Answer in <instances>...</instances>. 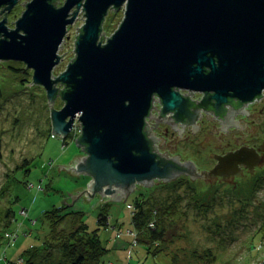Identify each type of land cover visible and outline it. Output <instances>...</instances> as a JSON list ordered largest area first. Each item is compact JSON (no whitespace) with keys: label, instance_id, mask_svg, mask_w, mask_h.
Returning a JSON list of instances; mask_svg holds the SVG:
<instances>
[{"label":"water","instance_id":"1","mask_svg":"<svg viewBox=\"0 0 264 264\" xmlns=\"http://www.w3.org/2000/svg\"><path fill=\"white\" fill-rule=\"evenodd\" d=\"M17 2L0 0V8L10 11ZM57 2L28 1L14 28L6 26L5 14L0 60L32 69L29 84L46 91L52 135L65 138L76 117L81 124L75 143L85 154L58 164L89 177L85 187L74 190L78 193L67 192L69 205L97 193L103 201L125 200L137 182L168 180L144 132L154 94L163 113L179 114L188 101L179 90L210 91L218 106L228 97L251 101L264 89V0ZM123 5L118 28L104 42L106 15ZM81 7L84 23L77 28L75 58L52 77L67 26ZM58 94L64 105L55 109ZM212 172L221 174L220 167Z\"/></svg>","mask_w":264,"mask_h":264},{"label":"rangeland","instance_id":"2","mask_svg":"<svg viewBox=\"0 0 264 264\" xmlns=\"http://www.w3.org/2000/svg\"><path fill=\"white\" fill-rule=\"evenodd\" d=\"M28 1L21 0L23 11ZM63 2L58 0L56 4L60 6ZM114 11L116 15L110 25L104 24L103 40L118 28L124 5ZM112 12H108L106 21ZM19 13L16 6L6 15L8 28H14ZM4 16L1 14L0 20ZM83 23L81 7L74 22L67 26L57 52L60 60L52 69V77L63 72L75 58V40L80 31L77 28ZM25 66L21 61L0 60V235L3 236L5 229L3 213L10 202L15 221L8 230H16L18 234L11 245L0 238V264L18 262L27 249L41 244L48 232L44 212L61 206L67 209L57 211L56 216L81 211V219L93 230L97 228V214L105 204H108V225L101 227L98 235L107 248L103 260L109 264H259L264 259V170L256 183L239 178L230 183L211 180L209 184L196 178L187 181L182 176L176 183L167 185L137 182L125 200L103 201L97 193L88 201L82 196L69 205L72 197L67 192L78 193L74 190L85 187L89 177L74 175L58 164L68 165L75 155L85 154L75 143L81 133V124L76 117L68 137L62 139L52 135L46 91L40 85L29 84L32 69ZM57 87L62 89L63 85L58 83ZM63 105L58 94L52 108L60 109ZM24 158H33L26 177L22 170L16 171ZM194 159L200 160L196 154ZM25 183L31 185L28 187ZM138 196L141 203L152 204L151 208L157 212L153 213L156 227H165L163 239L151 242L156 249L154 254L146 252L144 241L136 243V238L133 239L137 232L133 231L131 214L133 201ZM176 197V211L160 220L158 210H162L164 200L167 205ZM173 205L174 202L169 204V211L175 210ZM21 209L28 212L26 219L20 214ZM74 220V214H68L60 226L68 227V223L71 226ZM153 224L151 221L149 226ZM132 239L135 243L130 246ZM130 249L131 258L128 256Z\"/></svg>","mask_w":264,"mask_h":264},{"label":"flooded vegetation","instance_id":"3","mask_svg":"<svg viewBox=\"0 0 264 264\" xmlns=\"http://www.w3.org/2000/svg\"><path fill=\"white\" fill-rule=\"evenodd\" d=\"M20 5L18 0L10 11L2 6L0 15L12 13L17 6V19L24 8ZM179 91L188 99L183 112L163 113L161 100L154 94L145 118L144 132L151 151L166 167L168 178L155 179V185L174 184L182 176L209 184L211 180L230 183L239 178L256 183L264 170V89L251 101L228 97L218 106H214L210 91ZM195 154L200 160L194 159ZM217 167L221 174L212 172Z\"/></svg>","mask_w":264,"mask_h":264},{"label":"trees","instance_id":"4","mask_svg":"<svg viewBox=\"0 0 264 264\" xmlns=\"http://www.w3.org/2000/svg\"><path fill=\"white\" fill-rule=\"evenodd\" d=\"M112 11L113 12L110 13V16L107 18V21L105 17L103 28L105 23H108L107 26H109L110 22L114 19L116 13L114 10ZM32 161L33 158H24L21 164L17 166L19 168L16 171L22 170L24 176L26 177L27 173L30 171ZM25 184L28 187L31 185V183ZM177 197H180V195H177ZM177 197L175 198V201L172 199L167 205H165L166 201L164 200L160 207L162 210H158L160 220H162L163 216L166 214L176 211V207L178 206ZM142 202L147 203V201L143 199ZM172 202H174L172 207L175 208V210L169 211L168 207ZM11 204L12 203L10 202V206H8L3 213V220L5 219V229L2 230L3 236L0 235V238H3L6 242H8V239L5 236V232L7 233V231H11L8 230V228L15 219V212L12 209ZM106 205L108 204H105V206L101 208L100 212H98L96 219L97 228L93 230H90L87 224L81 219V211L68 213L69 215L74 214L75 219L71 222V226H69V223L66 224L68 227L60 226L63 223V219L68 216L67 213H63L59 216L55 215L57 211H65L67 209L66 207H53L50 211L44 212L43 216L47 218L48 221L47 234L39 246L30 247L24 252V259L22 256H20L22 258H18L24 260L23 264H108V261L103 260V256L107 252V248L102 245L98 235V230L101 227H106L108 225V210ZM133 206L134 208L132 209L131 220L135 229L133 231L137 232L133 236V239L136 238V243L141 242V240L144 241L147 245L146 252L154 254L156 249L152 248L151 242L163 239L162 237L165 227L161 226L160 229L156 227V219L153 218V213L157 212L151 208L152 204L145 206L141 203L140 196L134 199ZM151 221H153L154 224L149 226ZM133 239L130 246H133L135 243ZM11 244L12 242L9 243V245ZM3 253L5 254V252ZM128 256H130V258L132 257V249L129 250ZM5 257L7 256L5 255ZM195 258L198 257L195 256ZM196 261L199 262V260Z\"/></svg>","mask_w":264,"mask_h":264},{"label":"built area","instance_id":"5","mask_svg":"<svg viewBox=\"0 0 264 264\" xmlns=\"http://www.w3.org/2000/svg\"><path fill=\"white\" fill-rule=\"evenodd\" d=\"M20 214L26 219L27 218V214H28V212L25 210V209H21L20 210ZM26 215V216H25ZM24 219V220H25ZM19 225V224H18ZM17 225V226H18ZM17 231L16 230H14V231H7V233H6V238L8 239V243H11L10 241H9V237L10 236H12V237H15V239H16V237H17ZM134 236V235H133ZM23 261L24 260H22V259H19V261L18 262H13L12 264H23ZM109 264V263H108Z\"/></svg>","mask_w":264,"mask_h":264},{"label":"bare ground","instance_id":"6","mask_svg":"<svg viewBox=\"0 0 264 264\" xmlns=\"http://www.w3.org/2000/svg\"><path fill=\"white\" fill-rule=\"evenodd\" d=\"M103 41L105 42L106 40H103ZM25 216H26V215H25ZM16 238H17V237H16ZM9 241L13 243V242L15 241V237L10 236V237H9Z\"/></svg>","mask_w":264,"mask_h":264},{"label":"crops","instance_id":"7","mask_svg":"<svg viewBox=\"0 0 264 264\" xmlns=\"http://www.w3.org/2000/svg\"><path fill=\"white\" fill-rule=\"evenodd\" d=\"M62 168V167H61ZM75 175V174H74ZM110 263V262H109ZM125 264V263H124Z\"/></svg>","mask_w":264,"mask_h":264}]
</instances>
